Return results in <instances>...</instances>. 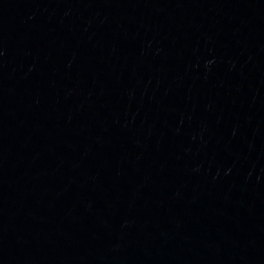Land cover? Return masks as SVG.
<instances>
[{"label":"water","instance_id":"water-1","mask_svg":"<svg viewBox=\"0 0 264 264\" xmlns=\"http://www.w3.org/2000/svg\"><path fill=\"white\" fill-rule=\"evenodd\" d=\"M0 264H264V0H0Z\"/></svg>","mask_w":264,"mask_h":264}]
</instances>
